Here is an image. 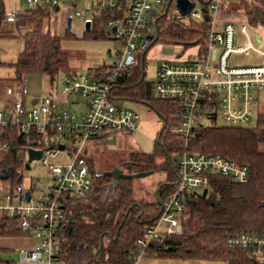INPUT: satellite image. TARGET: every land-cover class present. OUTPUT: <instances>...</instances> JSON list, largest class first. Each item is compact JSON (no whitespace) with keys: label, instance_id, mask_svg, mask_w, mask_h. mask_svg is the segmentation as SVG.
Wrapping results in <instances>:
<instances>
[{"label":"built area","instance_id":"built-area-1","mask_svg":"<svg viewBox=\"0 0 264 264\" xmlns=\"http://www.w3.org/2000/svg\"><path fill=\"white\" fill-rule=\"evenodd\" d=\"M13 1L20 10L5 11L4 23L14 25L26 11L58 13L66 6V22L78 19L85 33L87 23L90 31L96 19H103L105 37L119 46L111 65L103 71L81 75L69 71L50 80L57 95L50 89L33 99L31 108L26 106L28 92L23 83L4 89L6 100L0 101V129L13 128L26 136L17 174L22 177L24 172L37 167L46 171L45 177L30 178L26 185L11 187L0 180V218H16L18 228L35 242L19 251L17 264L56 261L57 234L66 221L67 204L93 192L87 163L90 141L106 133L129 134L137 128L138 115L117 105L115 102L121 99L114 91L151 46V24L166 14L169 5L174 11L169 18L186 25L192 21L206 23L207 29L203 44L191 47L197 49V56L163 60L156 69L154 97L177 105L169 133L182 139V151L176 162V187L160 202L157 220L135 241V261L142 258L151 243L181 234L186 198L197 191L202 194L211 176L227 178L232 184L247 183L250 174L246 165L220 155L188 150L190 140L206 123L221 120L230 128L249 127L260 114L258 95L264 91V42L249 24L222 20V0H209L205 10L201 6L197 9L198 3L191 0L194 7L185 16L177 11L174 0ZM28 151L40 153L41 158L28 163ZM51 160L59 162L51 164ZM225 244L229 249L246 252L253 264H264V233H242L228 237Z\"/></svg>","mask_w":264,"mask_h":264},{"label":"trees","instance_id":"trees-1","mask_svg":"<svg viewBox=\"0 0 264 264\" xmlns=\"http://www.w3.org/2000/svg\"><path fill=\"white\" fill-rule=\"evenodd\" d=\"M194 1L203 10L209 3V0ZM238 2L233 11L224 10L222 4L220 17L226 20L237 17L253 28L264 27V0ZM169 7L165 15H160L155 24H151L156 42L181 45L184 50L203 44L207 24L192 21L186 25L169 18L172 6ZM5 11L4 0H0V37L22 40L17 59L11 64L14 83H22L27 75L47 76L54 80L61 73L69 72L67 54L61 48L64 38L52 36L44 29L48 13L26 11L18 16L13 29L7 30L3 28ZM103 23V19H96L90 31L83 33V38L107 39ZM64 37L74 36L66 34ZM141 59L129 75L121 79L114 95L117 99L149 106L161 118L162 125L165 123V129L159 144L156 140L152 154H130L129 161L122 165L123 176L151 171L163 178L155 190H145L136 197L134 179L121 178L114 186V177L94 173L90 159H87L93 192L67 204V218L57 234L59 250L56 260L61 264H134L138 255L135 241L142 237L147 226L157 220L160 202L176 187V162L182 151V139L171 135L169 128L175 123L177 105L154 97L153 83L144 80V60ZM103 70L104 67H100L89 73ZM255 120V125L249 127H216L212 123L199 129L190 140L188 150L220 155L246 165L249 180L245 184H232L227 178L211 176L205 197L197 191L186 198L181 234L151 243L142 258L253 264L246 252L229 249L225 242L228 237L242 233H264V114H257ZM25 137L13 128L0 129V177L7 175L3 181L11 187L22 181L17 171L21 167L19 154L25 147ZM26 235L18 228L16 218H0V238ZM0 264L7 262L0 260Z\"/></svg>","mask_w":264,"mask_h":264},{"label":"rangeland","instance_id":"rangeland-1","mask_svg":"<svg viewBox=\"0 0 264 264\" xmlns=\"http://www.w3.org/2000/svg\"><path fill=\"white\" fill-rule=\"evenodd\" d=\"M222 1L224 2L223 8L226 11H233L239 3V0ZM4 3L6 11L20 10L19 7H15L13 0H4ZM196 8L200 9V5L197 4ZM170 13H174L173 9H170ZM65 16L66 6H62L58 13H49L44 21V29L52 36L64 38L61 42V48L68 57V70L81 75L100 67L110 66L119 46L107 39L91 40L83 38L82 34L79 33H83V26L76 18L72 20L70 30H66ZM221 19L227 21L226 19ZM228 20L236 23H246L243 19L237 17H231ZM3 28L12 30L13 25L4 23ZM255 29L264 42V27H257ZM66 34H71L74 37L65 39L64 36ZM20 47V41L17 38L0 37V79L8 81L10 85L14 84V70L9 64L16 61L17 54L21 49ZM196 50V48L184 50L181 45H166L161 42L154 43L149 47L144 57L143 74L145 82L153 83L155 81L156 69L161 61L185 60L189 55L197 56ZM179 55L181 56L178 57ZM63 74L61 73L60 75ZM22 83L28 92L26 96L27 108L32 107L31 101L33 99L45 95L50 89L57 95L54 86L50 87V79L47 76L27 75L23 78ZM115 103L134 111L139 117L138 125L132 133L120 135L106 133L90 141L87 159H90V164L96 174L106 175L117 170L121 175H124L122 165L129 161L130 154L135 152L152 154L155 151L157 135L162 127L161 118L149 106L126 100H119ZM258 103L260 107L264 104V91L261 93ZM255 121V118H253L250 126H254ZM214 126L223 127L224 124L221 120H217ZM262 150L264 151V146ZM58 162L57 160L50 161L51 164ZM37 176L40 178L45 177L46 171L37 167L34 170L24 172L21 177V184L26 185L30 178ZM162 178L163 176L160 174H152L144 178L135 179L134 189L136 197H140L145 189L155 190L156 184ZM21 242L22 240L20 239L0 238V260L7 262V264H17L19 251L24 249ZM51 264L61 263L56 260Z\"/></svg>","mask_w":264,"mask_h":264},{"label":"water","instance_id":"water-1","mask_svg":"<svg viewBox=\"0 0 264 264\" xmlns=\"http://www.w3.org/2000/svg\"><path fill=\"white\" fill-rule=\"evenodd\" d=\"M174 1H175V7H176L177 11L182 16L189 14V12L194 7V4L191 2V0H174ZM67 30H70V20L67 21ZM84 32L85 33L89 32V24L88 23L84 27ZM148 40L151 41V46L156 42V38L153 40L152 37H148ZM145 53L142 56V61L144 60ZM164 129H165V123H163L161 129L159 130V133H158V136L156 139L158 144L160 141V135L163 133ZM40 158H41L40 153L28 151V163H30L32 161H38ZM26 168H28L27 165H26ZM152 174H153V172L150 171V172L135 174V175H131V176H123L117 170H114L110 175H112L114 177V186H115L118 183V180L121 178L134 179L135 180V179L147 177V176L152 175ZM6 178H7V175L0 177V179H2V180L6 179ZM206 194H207V189H203L202 194H201L202 197H205ZM25 198H28V192H25ZM183 201H185L184 198H183Z\"/></svg>","mask_w":264,"mask_h":264},{"label":"crops","instance_id":"crops-1","mask_svg":"<svg viewBox=\"0 0 264 264\" xmlns=\"http://www.w3.org/2000/svg\"><path fill=\"white\" fill-rule=\"evenodd\" d=\"M223 3L224 2L222 1V4ZM14 5H15V7H18L16 3ZM71 22H70V26H71ZM78 22L81 23V21H79V20H78ZM66 24H67V22H66ZM81 25H82V23H81ZM9 30H11V29H9ZM66 30H67V28H66ZM79 33L83 35L82 32H79ZM18 40L20 41V46H22V40L21 39H18ZM19 52H20V50H19ZM19 52H18V54H19ZM18 54H17V56H18ZM16 59H17V57H16ZM13 63H15V61L10 63L9 65L11 66V64H13ZM8 85H10V83L8 81L0 79V101H2V102L4 100H6V97L4 95V89ZM48 92H49V90L45 94H47ZM260 95H261V93L258 95V100H259ZM260 113L264 114V104L260 107ZM145 190L146 191H153L151 189H145ZM9 239H20V240H22L21 244H23L24 248H30L35 243L32 238H29L26 236L18 237V238H9ZM134 264H227V263L219 262V261H206V260H172V259H157V258L145 257V258L137 259Z\"/></svg>","mask_w":264,"mask_h":264}]
</instances>
